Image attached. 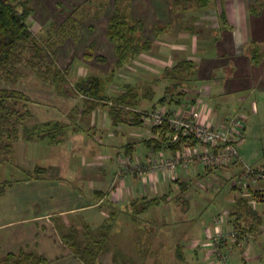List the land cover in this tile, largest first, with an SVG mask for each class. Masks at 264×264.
<instances>
[{"label": "crops", "instance_id": "1", "mask_svg": "<svg viewBox=\"0 0 264 264\" xmlns=\"http://www.w3.org/2000/svg\"><path fill=\"white\" fill-rule=\"evenodd\" d=\"M220 3L218 12H224L225 24L201 21L191 23L192 26L198 25L200 30L187 27L184 31L175 30V26L170 25V29L166 28L162 34L154 33L147 53L114 73L100 68L99 63L72 56L66 49L70 46L65 43L55 49V58L56 55L58 60L64 58L61 64L55 60L56 64L66 69V81L71 87L87 78L101 80L104 86L102 92L107 100L112 98L110 91L119 94L126 86L152 88L151 98L141 97L140 102L130 108L137 113L164 107L191 118H201L203 123L220 128L229 119L239 117L244 133L250 114L261 112L264 116V0H223ZM252 6H257V9L252 10ZM158 24L168 27L156 22L153 30ZM99 25L102 37H96L95 26L90 31L87 28L86 35L90 37L86 45L91 44L100 54L103 53L100 48L108 46L109 41L105 36L106 24ZM250 46L256 48L259 56L257 63L252 60ZM65 51L68 53L65 54ZM113 54L111 49L103 56H107V61L112 59ZM184 60L193 63V70L178 81L183 93L165 97L159 104L165 87L174 81L164 78V69ZM27 75L35 79L39 101L45 97L56 98L57 92L51 84L32 72ZM23 93L32 96L30 88ZM63 96L58 98L62 102L59 105L28 106L30 115H34L35 119L51 110L62 109L63 114L61 112V117L57 119H36V123L58 122L62 133L59 142L20 139L14 144L13 166L22 174L38 166L45 169V174L39 179L16 178V184L7 191H14L12 197L15 194L19 197L17 207L21 206L20 212L25 214V219H20V214L17 222H27L20 234L11 232L12 240L18 241L19 237L20 241L25 238L27 243L32 242L31 250L51 261L48 264H86V259L74 256L61 243V235L74 230L76 240L79 243L78 237L82 239V245L84 227L95 229L113 219L117 227L112 224L109 237L114 230H117L115 234L118 231L127 234L129 252L121 247H111L110 239L108 248L104 249L105 257L100 255L98 258L99 264H114L116 254L126 264H224L215 255L217 251L228 253L229 260L225 264H264L262 182L240 176L236 163L210 168L195 163L187 170H177L174 175L164 170L151 171L146 163L149 156L156 158L157 152L162 158L173 155L167 149L154 151L146 144V140L155 138L149 123L114 125L108 105H76V100L66 97V93ZM245 108L249 113L245 112ZM39 157H43L41 163ZM119 157H122L121 163L125 167L119 162ZM25 164L29 165L28 168L24 167ZM256 167H264V164ZM226 184H230L228 188ZM222 190H227L225 204L228 205L221 214L222 224L215 222L219 214L198 216L196 211L201 205H224L216 195L209 197V191L220 194ZM201 191L206 197L201 195ZM245 191L249 194L257 192L258 195L245 196ZM34 196V204L29 203ZM3 198L0 196V200ZM153 198L157 199V203L145 212L130 214L133 212L129 207L131 201L143 203ZM9 206L13 213L18 209L12 203ZM246 206L253 210L251 216L246 214ZM1 212L4 215L3 209ZM7 216V221L17 219L14 215ZM259 219L260 224L252 232L251 228ZM45 225L55 233L57 241L51 240L50 243L47 241L49 235L43 236ZM229 231L239 236L215 241L219 232L224 234ZM244 237L248 242L243 243ZM238 252L240 255L235 256ZM132 254L138 258L136 263L131 261L135 258Z\"/></svg>", "mask_w": 264, "mask_h": 264}, {"label": "trees", "instance_id": "2", "mask_svg": "<svg viewBox=\"0 0 264 264\" xmlns=\"http://www.w3.org/2000/svg\"><path fill=\"white\" fill-rule=\"evenodd\" d=\"M171 9L186 10L190 8L193 12L208 9L213 4L214 0H167ZM223 1V0H221ZM16 0H0V80L12 84L20 78L21 68L29 69L36 77L42 79L49 84L57 85V82L62 84V88L66 91L69 89L65 77V70L62 71L53 56L54 49L57 44L60 45L63 40L70 38L75 39L78 36V29L80 28V9H74L71 15L60 25H52L47 29V37L42 39L35 37L30 28L26 24V20L32 13V8L28 7L29 0H23L20 4H16ZM130 0H115L114 13L106 24V37L113 43L115 48L116 63L114 70L122 69L139 54L147 53L151 48V41L148 40L142 32V25L140 22L130 18L129 12ZM16 5H20L17 7ZM257 6H252V10H256ZM218 22L220 24L226 23L224 12L218 15ZM80 24V25H79ZM166 26L158 24L154 27L156 35L162 34ZM58 36V40H54V36ZM250 54L254 63H257L259 58L256 48L250 46ZM193 70V63L191 61H178L172 68L164 69V78L173 79L165 87L164 97L159 99L161 104L165 97H172L182 94L179 89L181 77L189 74ZM177 79V81H176ZM71 87V86H70ZM103 82L97 78H87L82 82L75 83L72 87L76 92L83 95H91L93 98L99 99L103 105H108L109 115L112 118L113 124H127L132 126H139L143 123V114L137 113L133 110H124L123 105L134 108L137 105L136 99L139 98L136 90L133 87L126 86L121 93L106 101L103 94ZM71 88V90H72ZM63 90V91H64ZM68 91V90H67ZM153 96L152 89H144L141 97L149 99ZM92 99V98H90ZM104 99V100H103ZM28 99L23 92L13 88H0V161L3 158L12 156L14 144L22 139L23 141L43 140L47 139L49 143H57L62 138L60 126L58 122H43L26 127L23 121L30 117V112L25 105L22 106L24 111H20L15 103H25ZM104 101V102H103ZM110 102V103H109ZM86 104H92L86 102ZM99 104V105H102ZM98 105V104H93ZM155 138L146 140V144L152 150L161 151L167 149L174 156L180 149L187 137L180 136L173 132L168 123H162L159 126H152L150 128ZM195 143V140L191 141ZM27 175L26 179H39L45 174V169L35 166L30 171H24ZM13 183L6 180L0 182V195L3 194L4 189L11 188ZM257 192L250 193V196H257ZM242 202V201H241ZM157 199L153 198L146 202L140 203L138 200H133L129 203V207L133 209L130 214L135 215L143 213L147 208L155 205ZM246 214L252 215L254 212L249 207H244ZM253 212V213H252ZM112 220L106 221L95 229L86 226L83 229L84 238L82 247L79 246L76 240L74 230L68 231L61 235L63 244L68 247L72 254L78 258H84L86 264H99L98 258L100 246L105 244L108 239V234L112 226ZM251 228V231H256L257 225ZM97 233H101L99 237ZM103 242V243H102ZM81 247V248H80ZM104 247V245H103ZM105 247L102 249V251ZM225 253V252H224ZM5 264H47L48 260L40 254L32 251L26 253L19 250L17 253L7 252L4 256ZM97 262V263H96ZM121 264H126L122 259Z\"/></svg>", "mask_w": 264, "mask_h": 264}, {"label": "rangeland", "instance_id": "3", "mask_svg": "<svg viewBox=\"0 0 264 264\" xmlns=\"http://www.w3.org/2000/svg\"><path fill=\"white\" fill-rule=\"evenodd\" d=\"M22 1L23 0H16V2H17L16 4H20ZM220 2H221V0H214V2L210 8L205 9L204 11L193 12L192 9H194V8H190V9H186V10L176 9L175 11H173L171 9V5H169L167 0H130V3H129V5H130L129 6V12L130 13L129 14H130V18L140 22V24L142 25L143 35L148 40L151 41V40H154L153 25L156 22L166 24L168 26L166 28H169V29H170V25L175 26V30L178 29V30H182V31H184L183 29H185L187 27H190V29L200 30V28H198L199 27L198 25L193 24V26H192L191 23H197V22L201 23V21H204L207 23L218 22L217 17L220 14L218 12L219 8H220V4H221ZM114 4H115V0H32V1L29 0V3H28L29 6L28 7L32 8V13L30 14V17L27 18L26 24L28 25V27L30 28V31L32 32V34L35 37H40L42 39H45L47 37V29L49 30V28L54 24L55 25L62 24L71 15V13L74 11V9L78 10L81 7L82 11L79 12V18H80V24L81 25L79 24L80 28L78 29V36L74 40L67 38L59 44L62 45L65 43L66 45L70 46V49H69V47H66V49H68L70 51V53L73 54L72 56H77L79 58L89 60L91 63H94V64L99 63V64H101L100 68L107 69L110 72V71L114 70V66H115V63L117 60L113 43H111L107 39L109 41L108 42L109 45L107 46V44H106L104 47H101L100 51H102L104 54L101 52L99 54L98 50L95 49L94 46H92L91 44L86 45L87 41L90 37V35H86V33H88L87 28L90 31V29L93 26H95L96 31L98 32L96 37H99V36L102 37V28H100L99 24H103V23L107 24L108 23L110 17L114 13V9H115ZM16 6L19 7V9H20V5H16ZM30 18H33V20H35V21L32 22V20ZM44 24H46V25L44 26ZM37 25L39 26V28ZM82 26H84V27L82 28ZM105 32H106V29H105ZM105 36H106V33H105ZM168 37L170 38V36H168ZM58 39H59L58 36H56V34H55L54 40H58ZM58 46L59 45L57 44L55 49H57ZM55 49H54V52H55ZM111 49H112V52L114 53L113 57H112V59L108 58L106 61L107 56L104 57L103 55L108 54V51L110 53ZM54 52H53V56H54ZM67 53L68 52L65 51V54H67ZM141 55L142 54H139L138 57L140 58ZM138 57H136V58H138ZM54 59L58 60L57 55H56V58L54 56ZM63 59L64 58L61 57V59L58 60L59 64H61V61ZM60 69L62 71L66 70L64 68V66H62V68H60ZM138 71H139V69H138ZM30 72L31 71L27 68H21L20 78L17 79L12 84H10L9 82L0 80V88H13V89H16V90L21 91V92H24L25 90L30 88L32 96H29L27 94V97L29 100H27L25 103H22V102L15 103L16 107L20 111H24L22 108L23 105H25L27 107V109H28L29 105H30L29 107H32V105H59L58 103L61 101L58 98L64 97L63 95H65V93H66V97L70 96L71 98L76 100V105H89V104H86L87 101H88V103L89 102L92 103L90 105H93L95 103L98 105L102 104V102L99 99L93 98L91 95L87 94L85 96L81 93L76 92V90H73V88L70 87V85H68L69 89L66 88V91H65L62 88V84H60L58 82H57L56 87L54 88L55 92H57L56 98L49 99V97L47 98L44 96L46 99L43 98L42 100L39 101L37 99V97H39V96L36 95V92H38V89L35 87L37 85L35 83V79H33L30 75H27ZM137 77L138 76H136V78ZM149 84H152V82H150ZM51 86L54 87V85H52V84H51ZM71 88H72V90H71ZM144 89H147V88L142 87V88L135 89L137 94L139 95V98L136 99L137 103L140 102L142 91ZM148 89H150V87H148ZM41 92H42V90H41ZM32 93L35 95V97ZM110 95L112 98H114L116 95H118V93L110 91ZM110 95L108 98H110ZM90 98H92V99H90ZM104 99H106V101H107L106 97H104ZM61 105H63V104H61ZM123 107H124V110H128V109L131 110L130 109L131 107H129V106L123 105ZM39 112H41V108L39 109ZM61 112H62V109L57 108V109L51 110L50 113H48L47 115H43V116L40 115V116L36 117V119L37 118H39L38 120L47 119V118L57 119V118L61 117L60 116ZM245 112L249 113L246 108H245ZM61 114H63V112ZM248 117H249L248 121L246 122L247 126H246V129L244 130V133H243V140H242L241 144L237 145L236 148H237L238 155L244 164L250 165L252 167H256V166H260V165L264 164V116L261 115V112H259L257 115L250 114V116H248ZM36 119H35L34 115L33 116L30 115V117L26 118L23 121V123H24V125H26V127H31L33 125L38 124V123H36V122H38V120H36ZM53 122H55V121H53ZM145 122H147V121H145ZM140 129L142 131V128H140ZM42 158L43 157L38 158L40 163L42 162ZM115 161H116V158H115ZM22 162H23L22 164H24V161H22ZM12 163H13L12 156H9L7 158L5 157V158H3L2 161H0V182H2V180H6L8 182L13 183V185H15L17 182L16 178L24 177V176L27 177V175H24V173L22 174L20 172V170H18L16 168L15 165L13 166ZM32 164H34V163H32ZM29 165H30V163H29ZM29 165L25 164L24 167L28 168ZM32 166H34V165H32ZM238 170H240L239 165H238ZM21 175H23V176H21ZM229 185L226 184V187L228 188ZM205 187H206V185H205ZM11 188H8L7 190L4 189L3 194L0 195V196L4 197L3 200H0V215L3 214L1 212V209L4 210V215L0 216V264H5L3 258L7 252L17 253L19 250H22L26 253H29V252L33 251V250H31L33 248L32 242L27 243L25 238H22V240H23V241L21 240L22 242L20 241L21 238H19V237H18V241L15 239L12 240L13 235L11 234V232H15V235L20 234V232L25 230V228L23 226H26L27 222L26 221L17 222L18 217L21 214V212H20L21 206L17 207V205L20 204L17 201V198H19V197L16 196V194H15V197H12V193H14V191L13 192H7ZM226 191L227 190H222L220 194H216L215 192L209 191V193H210L209 197H211V195H216L217 200H220L224 204L223 205L224 207L222 205H215L214 203L201 205V206H199L200 207L199 210L196 211L198 216L199 215H205V216L212 217V216H216L218 214H219L218 216L223 214L222 213L223 209L228 208V205L225 204L226 200H227L225 198L226 197L225 195L227 194ZM24 192L25 191H23V193ZM202 193H203V191H201V195L205 196ZM34 201H35V196L30 199L29 203L34 204ZM11 203L15 205L16 209L18 208L14 213L12 211H10L9 204H11ZM180 206L182 208H184L183 205H180ZM180 206L177 205V207H180ZM7 212H9L8 213L9 217L14 215V219L15 218H17V219L7 221L8 220V216H7L8 214H6ZM24 216H25V214H23V212H22L20 219H25ZM12 221L14 223H12ZM8 223H12V224L6 225ZM112 224H114L113 227H115V228L117 227V225L115 226L116 223L112 222ZM48 227L49 226L45 225V230H44L43 236L47 237L49 235V240H47V241H49L50 243H51V240L54 241L56 239V241H57V238L55 237V233L53 231H51ZM8 230H10V232ZM114 231L111 232V234H110V235H112L111 238L109 237V234H108V239L106 242H104L105 244H102V247L100 246L98 255H103L105 257L104 250L102 251V249L104 247L108 248V240H110V239H111L110 240L111 247H113V246L114 247H121L122 249L124 248L126 251L129 252V245L127 243L129 236L127 234L121 233L120 231H118V233L115 234V232L117 230L115 232ZM100 235H101V233L96 234L97 237H99ZM78 239L80 240L79 246H81V242H82L81 240L82 239H80L79 237H78ZM84 240H85V238H84ZM60 241H61V243H63L61 238H60ZM17 243H19V244H17ZM103 245H104V247H103ZM236 255L239 256L240 252L236 253L235 256ZM131 256L135 257V258L131 259V261L136 263L138 261V258L133 254ZM164 256L166 257V255H164ZM113 259H114L113 260L114 264H120L122 261V257H120L118 254L114 255ZM50 262L48 261V263H50Z\"/></svg>", "mask_w": 264, "mask_h": 264}, {"label": "built area", "instance_id": "4", "mask_svg": "<svg viewBox=\"0 0 264 264\" xmlns=\"http://www.w3.org/2000/svg\"><path fill=\"white\" fill-rule=\"evenodd\" d=\"M142 114L143 121H147L146 123H149L151 127L159 126L166 122L173 132L187 137L174 156L162 158L159 152L156 153V158L149 156L146 159V163L151 171L164 170L174 175L177 170H187L195 163L205 168L222 167L236 163L240 166V176L250 178L253 181H260L264 184V167L246 165L238 155L236 147L243 140L244 129L243 122L239 117L229 119L224 127L220 128L203 123L201 118H191L182 115L178 111L171 112L164 107H158ZM192 140L196 142L192 143ZM121 159L122 157L118 159L120 163L123 162ZM121 165L125 167L124 163H121ZM244 194L245 196L250 195L248 191H245ZM215 222L221 225L223 215L217 217ZM261 227V229H264V223ZM238 236L234 231L224 234L219 232L215 237V241L217 242L222 238L234 239ZM244 238L243 243L248 242L247 237ZM243 243L239 242L240 245ZM215 255L224 264L229 260L228 253L217 251Z\"/></svg>", "mask_w": 264, "mask_h": 264}]
</instances>
